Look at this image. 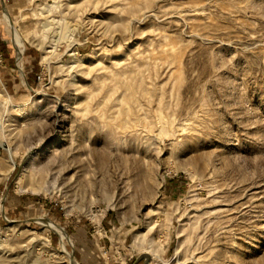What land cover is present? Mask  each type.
Segmentation results:
<instances>
[{
    "label": "rangeland",
    "instance_id": "1",
    "mask_svg": "<svg viewBox=\"0 0 264 264\" xmlns=\"http://www.w3.org/2000/svg\"><path fill=\"white\" fill-rule=\"evenodd\" d=\"M146 256L264 264V0H0V264Z\"/></svg>",
    "mask_w": 264,
    "mask_h": 264
},
{
    "label": "water",
    "instance_id": "2",
    "mask_svg": "<svg viewBox=\"0 0 264 264\" xmlns=\"http://www.w3.org/2000/svg\"><path fill=\"white\" fill-rule=\"evenodd\" d=\"M145 258H146L145 264H150V256H146Z\"/></svg>",
    "mask_w": 264,
    "mask_h": 264
},
{
    "label": "bare ground",
    "instance_id": "3",
    "mask_svg": "<svg viewBox=\"0 0 264 264\" xmlns=\"http://www.w3.org/2000/svg\"><path fill=\"white\" fill-rule=\"evenodd\" d=\"M12 164L15 165V162L12 160Z\"/></svg>",
    "mask_w": 264,
    "mask_h": 264
}]
</instances>
